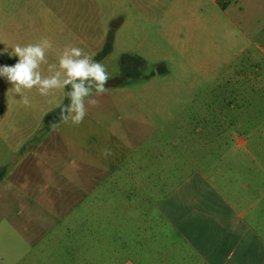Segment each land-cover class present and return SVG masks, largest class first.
Segmentation results:
<instances>
[{"label":"rangeland","instance_id":"1","mask_svg":"<svg viewBox=\"0 0 264 264\" xmlns=\"http://www.w3.org/2000/svg\"><path fill=\"white\" fill-rule=\"evenodd\" d=\"M231 1L0 0V66L18 62L9 56L15 45L46 37L52 49L43 75L72 45L110 77L78 126L46 124L70 102V87L47 97L25 90V106L0 77V219L27 215L29 195L47 196L53 234L68 232L71 250L84 231L80 262L109 264L112 235H125L126 200H138L142 184L208 173V156L217 154H244L240 161L252 169L246 154L264 155V0ZM141 169L181 177L142 176ZM27 186L37 192L25 194ZM117 244L124 256L123 240Z\"/></svg>","mask_w":264,"mask_h":264},{"label":"crops","instance_id":"2","mask_svg":"<svg viewBox=\"0 0 264 264\" xmlns=\"http://www.w3.org/2000/svg\"><path fill=\"white\" fill-rule=\"evenodd\" d=\"M246 158L252 159V169L240 161L244 154H217L208 156V173L195 169L170 185L142 184L140 198L126 200L130 214H126L122 238L124 256L118 255L121 237L113 234L108 263L264 264V155L253 152ZM140 172L142 176L167 174L173 180L180 176L169 169ZM24 191L36 193L37 189L27 186ZM28 197L27 215L0 219V264H68L73 252L77 262L71 263L83 264L85 232L77 233L70 250L65 242L68 232L54 235L50 230L53 200L35 194ZM92 220L100 222L99 218ZM84 222L81 218L80 223ZM92 239L93 250H99V232L93 231Z\"/></svg>","mask_w":264,"mask_h":264},{"label":"clouds","instance_id":"3","mask_svg":"<svg viewBox=\"0 0 264 264\" xmlns=\"http://www.w3.org/2000/svg\"><path fill=\"white\" fill-rule=\"evenodd\" d=\"M50 49L52 42L46 37L26 46L15 45L9 56L18 57V62L13 66H0V77L12 85L8 91L18 94L25 106L30 105L29 98L23 95L25 90L35 88L41 96L47 97L53 90L70 87L71 91L66 93L70 102L61 108L59 118L65 124L78 126L87 115L86 104L98 106V100L92 97L108 91L105 87L110 78L107 68L84 49L68 45L60 52L58 65H48L49 74L45 76L41 65L48 63L46 52Z\"/></svg>","mask_w":264,"mask_h":264},{"label":"water","instance_id":"4","mask_svg":"<svg viewBox=\"0 0 264 264\" xmlns=\"http://www.w3.org/2000/svg\"><path fill=\"white\" fill-rule=\"evenodd\" d=\"M60 113H57V114H55V115H51V116H49L48 118H47V120H46V124L47 125H52V124H54L56 121H58L60 118Z\"/></svg>","mask_w":264,"mask_h":264},{"label":"trees","instance_id":"5","mask_svg":"<svg viewBox=\"0 0 264 264\" xmlns=\"http://www.w3.org/2000/svg\"><path fill=\"white\" fill-rule=\"evenodd\" d=\"M4 174H5V170H1L0 171V179L4 176Z\"/></svg>","mask_w":264,"mask_h":264},{"label":"flooded vegetation","instance_id":"6","mask_svg":"<svg viewBox=\"0 0 264 264\" xmlns=\"http://www.w3.org/2000/svg\"><path fill=\"white\" fill-rule=\"evenodd\" d=\"M131 73H129V75H130Z\"/></svg>","mask_w":264,"mask_h":264}]
</instances>
